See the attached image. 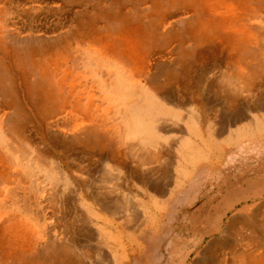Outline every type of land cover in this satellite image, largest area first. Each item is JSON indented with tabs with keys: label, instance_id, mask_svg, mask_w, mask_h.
I'll return each instance as SVG.
<instances>
[{
	"label": "rangeland",
	"instance_id": "rangeland-1",
	"mask_svg": "<svg viewBox=\"0 0 264 264\" xmlns=\"http://www.w3.org/2000/svg\"><path fill=\"white\" fill-rule=\"evenodd\" d=\"M2 7L5 9L0 11V25L3 27L2 33H0V153L13 172L6 178H0V192L6 195V197H1L4 199L3 203L0 202V264H68L72 255L76 260L80 258L78 261L80 264H120V256H116V254L117 252L122 253L124 249L123 245L116 240L117 234L122 237L128 249V257L123 264H197L214 236L221 235V230H217V222L221 211L228 207V203L241 204L228 212L224 218V225L233 217L235 211L244 205L243 203H264V197L260 196L252 197L246 201L241 199L252 193L256 186L264 188V116L260 118V124L250 123L246 120L233 123L230 128L241 130L232 134L230 128L226 129V135L224 134L225 136L222 137L223 140L226 139L225 150L222 152L217 150L212 155L209 154V157L201 158L197 163L191 160V153L180 148L183 143L181 139L184 136H193V134L190 130L188 132V125L185 121L177 123L173 117L167 123H162L169 130L167 141L164 140L159 146L157 145L159 141L151 143L147 147H142L139 144L140 146L132 152L128 144L120 141L121 137L113 132L104 133L101 130H99L100 132H90L89 137L91 139L98 137L102 147L105 146L104 148L108 150L113 149L111 151H114L117 149L115 147L122 146L121 155L116 153L120 156L121 162L111 168V176L125 180L133 174V181L128 187L127 185L109 187L105 186V183L100 185L101 181L99 184L96 182L108 173L106 159L101 160L97 155L96 160H91L93 165H89L88 160L85 162L82 158L86 152L83 148L80 149V144L77 141L81 139L82 142L87 139L86 133H80L81 135L77 133L79 136L73 138L69 133L61 134L58 132L59 128L49 124L46 134L42 138L39 133L35 132L33 124L23 125V122L17 117L15 108L3 107V101L8 103L9 100H13V103L16 101V104L20 105L22 99L19 90L16 93V89L25 76L30 77L32 83L36 81L42 85L50 84V87H55L53 84L55 72L48 71L47 76L42 75L40 64L50 67L48 64L50 58H56L59 51L66 49V44L73 45L74 50L69 51L72 56L70 64L76 70L81 71L87 67L89 71L92 70L96 73V77L105 80L110 90L114 89L115 86L112 87V85L120 81H116L117 78L114 79L111 74L106 73V66L96 58V54L84 44L80 46L79 50L76 48L75 33L79 23L78 18L86 16L90 12H93L95 17L98 13L102 14L107 10L111 13L124 11L133 21L141 18L144 26L155 33L157 29L153 26V21L148 19L153 15L155 0H0V8ZM85 7L87 9L83 10ZM67 10L68 12H66ZM58 17L60 18L58 19ZM187 29L188 22L180 20L173 32L185 35ZM170 33L158 36L155 42L165 45ZM258 33L264 37V28H260ZM187 43L188 48H191L192 51L190 55L184 57L185 64L186 60L187 63L192 62L191 55L195 52L189 41ZM83 45L87 49L82 54L80 51ZM9 48L15 49L17 52V64L13 68L8 65L12 58L9 59L5 56ZM34 48L36 49L34 50ZM260 48L264 49V39ZM260 51L256 47L248 46L243 52L246 55L245 60L249 59L248 63L254 69L252 81L256 83L250 87L242 88V79L239 77H235L237 80L232 77L227 79L228 76H226L218 78L217 86L220 89L217 87L216 90L213 89L212 93L207 94L208 101L203 95V91L202 94L200 93L198 105L208 112V117L201 116V119L198 120V125L204 130L208 126L213 128L221 120L223 114L228 117L232 114L231 118L243 113V115H248L246 110H249L250 105L258 100L264 101V58L258 61L252 59V56ZM223 62L219 61L217 65H225L224 60ZM173 65L174 63H165L162 68L164 72L169 71L171 70L169 67ZM151 72L149 70L148 74ZM164 72L156 74L155 80L160 79ZM89 75L90 77L94 76L91 73ZM139 77L142 83L148 80L144 72L139 73ZM222 81L224 82L222 83ZM232 83L234 84L231 85ZM223 84L224 86L231 85L234 88L230 95L237 93L236 89L239 87V99L233 107H224L221 104L223 98L221 95L223 94L219 90L223 92ZM124 86L125 84L118 86L122 89L121 92H123ZM68 90L69 86L66 84L62 86L60 93L67 95ZM133 96L138 100V105H144L147 102V95L142 94V91ZM188 96L193 95L187 94V99H189ZM189 101L191 103L192 100L189 99ZM189 101L187 102L188 106L183 107V113L187 116L193 114L194 107V104H190ZM26 103L29 104L28 100ZM206 106L207 109H205ZM20 108L24 110V106ZM231 109H233V113ZM171 114L173 113L169 115ZM251 115L250 117L254 116L253 113ZM1 116L3 117L1 118ZM211 117L215 120L214 125L211 124ZM17 128L21 132H25L27 136H16L14 133L19 132ZM65 128L68 130L71 126ZM123 131H126L125 124ZM179 135L180 137H178ZM41 139L42 141H40ZM161 148H165L162 152L164 159L159 161L156 154L152 158L151 152L155 151L158 154ZM169 148L171 152H168ZM68 171L72 173H68ZM30 172L34 173L36 175L34 177L39 181H44L47 184L51 182V184H55L57 181L59 185L56 186L57 188L47 186V191L37 190L36 186L34 189L29 187V178L28 183H25L23 179L20 183L23 175ZM73 180L82 182L81 187ZM64 185L66 186L64 187ZM14 190H18L16 195L21 197V203L16 200V195L14 199L11 197ZM49 193L50 195H48ZM1 194L0 196H2ZM14 218L22 220L24 223L29 222L33 227L28 243L29 247L25 250L18 248L13 236L11 237L3 228L10 219ZM66 236L68 239L73 238L74 241L80 242L84 247L75 249L74 252L68 249ZM136 238L140 240V243L135 242Z\"/></svg>",
	"mask_w": 264,
	"mask_h": 264
},
{
	"label": "bare ground",
	"instance_id": "bare-ground-1",
	"mask_svg": "<svg viewBox=\"0 0 264 264\" xmlns=\"http://www.w3.org/2000/svg\"><path fill=\"white\" fill-rule=\"evenodd\" d=\"M4 9L5 8L2 7L0 8V11H3ZM86 9L87 7L83 10ZM66 12H68V10ZM103 14L105 15L102 17ZM59 18L60 17H58V19ZM140 19L133 21V19H131L124 11L111 13L109 10L104 11L102 14L98 13L95 17L93 12H90L87 13L86 16H79L78 18L79 23L77 24L75 33L77 43L76 48L79 50L80 46L84 44L96 54V58L106 66V73L111 74V77L114 79L117 78L116 81H120L118 83L115 82L116 84L112 85V87L115 86L114 89L110 90L107 86L108 83L105 80H102L101 77H96V73L92 72V70L89 71L87 67H84L81 71L76 70L70 64L72 56L69 51L73 49V45L66 44V49L59 51L56 58H50L48 63L50 67H44L43 64H40L42 75L47 76L46 73L48 71L55 72L56 76L55 79H53L55 87H50L49 83V85H42L36 81L32 83L30 77L27 78L25 76L23 77L24 80H22L21 83L19 82L18 88L16 89V93L17 90H19L21 95L22 100H20V105H18V103L16 104V101L13 103V100L9 99L8 103L3 101V107L15 108L14 110L17 113V117L20 118L23 125L26 126L27 124H33L36 129L35 132L39 133L42 138H44L43 135L46 134L45 132L49 124L55 125L56 128H59L58 132L61 134L69 133L73 138L79 136L80 133H86L88 136L87 139L82 140V142L81 139L80 141H77L81 147L79 148L81 150L83 148L86 152L82 158L85 162L88 160L89 165H93L92 161L93 159L96 160L97 155H99L98 158L101 160L106 159L108 173L96 182L99 184L101 181L100 185L105 183V186L109 187L112 185H116V187H124L127 185L128 187V185L131 184L130 182L133 181V174L129 175L125 180L111 176V168L115 165H119L121 162L120 156L117 154L122 152V146L115 147L117 149L114 151H111L113 149L108 150L104 148L105 146L102 147L100 143L101 141L98 137L91 139L89 137L90 132H100L99 130L104 133L113 132V134L121 137L119 138L120 141L126 145L128 144L132 152L140 145L142 147H147L149 144L159 141L157 144L159 146L164 140L167 141L169 130L165 125H162V123H167L170 121V118L173 117L177 123H183L185 121L188 125V132L190 130L193 134V136L181 137L183 143L181 142L182 144L180 145V148L181 150L183 148L184 151L191 153V160L197 163L201 158L209 157V154L212 155L217 150L220 152L225 150L226 139L224 138L225 140H223L222 137L226 135V129L229 130L233 123L246 120L250 123L260 124V118H263L264 116V101L258 100L253 104L251 103L252 105H250L249 110H246L248 115H243V113L242 115L238 114L235 115L234 118H231L232 114L229 115V117L223 114L221 120L215 125L213 124L215 120L211 117L210 121H212L211 124L214 126L213 128L208 126L206 130L198 125V120L201 119V116L206 117L208 115V112L204 111L198 105L199 95L203 91V95L206 96L208 101L207 94L212 93L213 89L216 90L217 87L220 89V87L217 86L218 78L228 76L227 79L230 77L233 79L239 77L242 79V88L250 87L253 83H256L252 81L254 69L251 68L250 63H248L249 59L245 60L246 55H244L243 52L248 46L253 48L256 47L261 51L254 54L252 59L258 61L259 59L264 58V49L260 48L264 37H262V34L258 33L260 28H264V0H155L153 15L148 18L153 21L152 24L157 29H155V33L151 32L150 29H147L144 26L143 21ZM180 20H186L188 22V29L185 35L173 32V29H175ZM2 28V25H0V33H2ZM168 33L170 34L168 35L167 43L165 45H159L157 44L158 42H155L158 36L166 35ZM187 41H189V44L195 49L194 51L196 53L194 52V54L191 55L192 62L187 63L186 60L185 64L184 57L190 55L192 51L191 48H188L189 45ZM84 45L80 51L82 54L83 51L87 49ZM35 49L36 48H34V50ZM5 56L9 59L10 57L12 58L10 59L11 63H8V65L13 68L17 64L16 61L18 57L16 50L9 48ZM223 60L225 61V65L218 66L217 63H219V61L223 62ZM165 63H174V65L169 67L171 70L164 72L162 67ZM217 68L218 70L216 71ZM149 70L152 71L150 74H148ZM142 72L146 74V78L148 79L145 83H142V80L139 77V73L142 74ZM159 72H164L161 75L163 78L161 77L162 79L155 80V76ZM90 73L94 76L90 77ZM223 82L224 81H222V83ZM66 84L69 86L68 94L63 95L60 91L62 86ZM122 84H125L123 92H121L122 89H120V87L118 88V86ZM233 84L234 83L231 85ZM231 85L224 86L223 84V92L219 90V92L223 94L221 95L223 96L221 104L224 107L235 106L239 99V87L236 89L237 93L230 95L234 90ZM139 91H142V94L147 95V102L145 104L143 103L144 105H138V100L133 96L137 95ZM187 94L193 95L188 96V98L192 100L191 103L194 104L192 109L193 114L188 116L183 113V107L188 106L187 102L189 99H187ZM27 100L29 104L26 103ZM21 106H24V110H21ZM207 108L208 107L206 106L205 109ZM231 110L233 113V109ZM170 113L173 114L169 115ZM251 113L254 114L253 117H250L252 116ZM197 116L198 119H196ZM2 117L3 116H1V118ZM124 124L126 126L125 132L123 131ZM66 126H71V128H68L70 131L65 128ZM239 130L241 129L234 127L230 128L232 134ZM14 134L18 137H25L26 135L25 132H21L20 130ZM180 135L178 137H180ZM40 141H42V139ZM164 149L161 148V151L159 150L158 154L155 151L151 152V157L154 158V156L158 155L159 161L164 159L162 153ZM168 152H171V150ZM54 168L56 169V166ZM150 169L152 168L150 167ZM11 172L13 171L10 170L0 153V178H6ZM70 172L68 171V173ZM23 176L24 177L20 179V183L22 182V179L25 183H28L29 178L30 181L28 186L33 189L36 186L37 190H47V186L56 187L59 185V182L57 181L55 184H51L52 182L47 184L44 181H39L34 177L36 175L32 172L25 173ZM75 183L80 187L82 185V182L80 181H76ZM65 186L66 185H64V187ZM254 188L252 193L243 196L241 199H245L246 201L252 197H264V188L258 186ZM14 191L11 196L13 199L18 190ZM1 195L0 202L3 203L2 201L4 199L1 197H6V195L5 193H2ZM48 195H50V193ZM16 196L18 203H21V197L18 195ZM238 204L241 203H228V207L221 211V216H219L217 222V230H221V235L214 236L209 243V247H206L207 249H205L203 257H200L197 261V264H264V203H243L244 205L241 208L237 210L235 209L236 211L233 217H231L228 223L224 225V218L228 215V212L231 209L236 208ZM25 223L27 224L25 225ZM25 223L22 220L14 218L10 219V221L3 227L5 232L11 235V237L13 236V240L17 243L16 246H19L18 248L23 250L29 247L28 243L31 237V230L33 229L29 222ZM134 234L136 235V233ZM116 240L123 245L124 251L122 253L117 252L116 254V256H120V264H123L128 257V249L123 242L122 237L118 234L116 235ZM135 242L140 243V240L136 238ZM66 243L67 248L73 250V252L75 249L78 250L79 248L82 249L84 247L80 242L74 241L73 238L68 239ZM72 256L70 257L68 264H80L78 262L80 258L76 260L74 259V256Z\"/></svg>",
	"mask_w": 264,
	"mask_h": 264
}]
</instances>
